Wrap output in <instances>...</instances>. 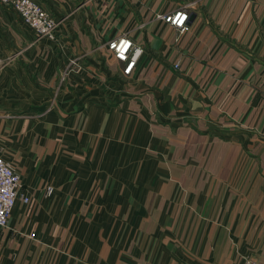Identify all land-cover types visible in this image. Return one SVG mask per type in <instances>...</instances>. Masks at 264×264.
I'll use <instances>...</instances> for the list:
<instances>
[{"label":"crops","instance_id":"0c3cea01","mask_svg":"<svg viewBox=\"0 0 264 264\" xmlns=\"http://www.w3.org/2000/svg\"><path fill=\"white\" fill-rule=\"evenodd\" d=\"M36 1L52 38L0 5V264H263L264 0Z\"/></svg>","mask_w":264,"mask_h":264},{"label":"built area","instance_id":"2783aa9c","mask_svg":"<svg viewBox=\"0 0 264 264\" xmlns=\"http://www.w3.org/2000/svg\"><path fill=\"white\" fill-rule=\"evenodd\" d=\"M0 4L15 12L21 23L31 30L35 36L52 38L55 20L38 1L0 0ZM186 16L185 9L180 8L172 13H156L154 18L168 22L178 32H183L186 30ZM106 48L111 52L113 58L122 63L121 74L125 76L129 75L141 49L131 45V41L123 33L108 40L106 42ZM177 66V61L172 63L173 69H176ZM19 189V174L0 156V228L6 226L10 212L17 199L23 203L28 202V197L22 195ZM44 191L45 194H49L51 188L46 186ZM239 264L257 263L250 258H244Z\"/></svg>","mask_w":264,"mask_h":264},{"label":"rangeland","instance_id":"374dc122","mask_svg":"<svg viewBox=\"0 0 264 264\" xmlns=\"http://www.w3.org/2000/svg\"><path fill=\"white\" fill-rule=\"evenodd\" d=\"M41 4V3H40ZM1 5V4H0ZM46 10V9H45Z\"/></svg>","mask_w":264,"mask_h":264}]
</instances>
